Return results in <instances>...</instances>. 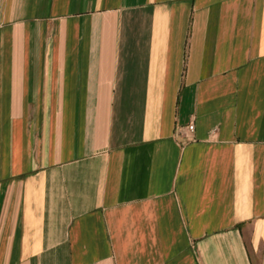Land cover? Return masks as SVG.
Instances as JSON below:
<instances>
[{"label":"crops","instance_id":"1","mask_svg":"<svg viewBox=\"0 0 264 264\" xmlns=\"http://www.w3.org/2000/svg\"><path fill=\"white\" fill-rule=\"evenodd\" d=\"M0 264H264V0H0Z\"/></svg>","mask_w":264,"mask_h":264},{"label":"built area","instance_id":"2","mask_svg":"<svg viewBox=\"0 0 264 264\" xmlns=\"http://www.w3.org/2000/svg\"><path fill=\"white\" fill-rule=\"evenodd\" d=\"M190 130L193 131L194 130V125L190 126Z\"/></svg>","mask_w":264,"mask_h":264}]
</instances>
